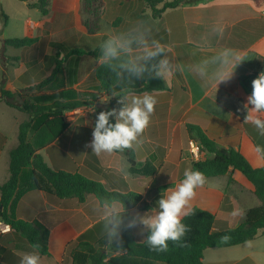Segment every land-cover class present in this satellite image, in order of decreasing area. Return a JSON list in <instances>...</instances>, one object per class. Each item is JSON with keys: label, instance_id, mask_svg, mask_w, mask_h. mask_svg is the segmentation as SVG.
Here are the masks:
<instances>
[{"label": "crops", "instance_id": "crops-1", "mask_svg": "<svg viewBox=\"0 0 264 264\" xmlns=\"http://www.w3.org/2000/svg\"><path fill=\"white\" fill-rule=\"evenodd\" d=\"M28 1L18 0L23 5L20 6L19 15L24 18L23 30L26 37L37 38L38 43L33 47L18 49L21 50L19 56L8 55L20 57L21 60L16 64L18 67L15 85L9 83L6 72L5 90L22 92L37 84L38 82L28 84L20 80V76L27 71L36 81L48 78L54 69L55 55L64 52L63 49L55 50V44L70 40L76 41L77 46L85 53L65 58L63 79H55L47 88L66 86L79 91L98 89L99 82L95 78V70L100 65V43L110 30L126 29L138 20L150 22L154 37L171 48L169 57L176 66L174 75L166 82L168 90L149 92L156 97L158 103L150 125L141 137L142 143L134 149L138 162L143 166L150 164L153 167V175L132 174L130 164L123 153L97 157L91 153L90 147H85L92 140L99 106L83 107L69 112L68 114L72 115L79 114L81 122L76 123L77 118L68 121L65 117L69 126L53 142L49 143L50 133L46 127L35 129L45 133V138L37 150L52 169L68 170L75 162L86 173L102 177L103 184L121 187L124 184L120 179H123L129 190L139 192L143 196L142 187L147 183L144 180L152 177L148 183L149 187L154 184L160 173L159 163L171 164V158L176 159L183 137L181 134L177 137V130L187 123L200 126L221 148L239 150L254 167L264 166V156L255 151L257 142L264 146V136H261L252 124L244 122L247 113L243 105L250 94L245 91L240 81L242 76L256 74L258 77V74L264 71V0L261 6L256 4L259 0H211L195 6L168 9L159 17H154L150 9L144 8L142 1H125V4H120L121 10L116 19L104 12L108 3L103 0L104 5L100 9V31L95 35L89 34L84 25V20L90 19L82 12L84 0H52L47 15L30 7ZM136 5L142 6L139 12H136L137 8H133ZM10 18L9 16V23ZM217 23L226 26L223 38L212 34V29ZM204 37L210 40L207 47L201 46ZM222 48L237 50L244 61L236 68L233 78L227 83H221L216 92L214 86L205 87L190 71V66L214 55ZM27 50L30 55L24 57L22 53ZM7 107L16 129L13 132H17L20 125L29 120V115L8 105ZM3 128H0V173L2 168L5 173L0 186L9 179L10 171L9 174L6 171L10 167V154L18 145L8 146L10 136ZM17 142L19 143V140ZM174 169L175 166L172 169V178L175 176ZM195 197L196 201L191 202L192 207L198 205L216 214L217 229L237 227L248 209L260 205L253 185L238 171H230L222 177L207 178L205 186L196 190ZM143 198L146 199V194ZM225 198H228V201L223 205ZM118 206L122 212V206ZM133 210H130L131 214ZM104 211L105 205H101L94 195H88L84 202H80L76 198L62 199L45 191L29 192L19 202L17 217L39 222L48 229L49 254L41 255L27 240L0 221L3 229V232H0V260L3 253L9 249L11 253L16 254L18 262L23 253L37 251L42 264H72L73 254L79 250L82 241L97 245L104 237ZM216 249L218 248L204 251L205 264H264L262 233L251 242L224 248L225 251ZM113 253V256H117L124 252Z\"/></svg>", "mask_w": 264, "mask_h": 264}, {"label": "trees", "instance_id": "trees-1", "mask_svg": "<svg viewBox=\"0 0 264 264\" xmlns=\"http://www.w3.org/2000/svg\"><path fill=\"white\" fill-rule=\"evenodd\" d=\"M28 1V0H24ZM52 0H37L29 2V6L40 10L44 15L49 13ZM133 1V0H124ZM145 3L152 11L154 17H159L168 9L180 6H195L211 0H139ZM101 0H84L82 12L90 19L84 20V25L89 34L95 35L100 31L101 14L99 6ZM262 5V0L257 1ZM0 36L9 24V16L0 1ZM105 39V38H104ZM38 43L37 38H9L4 40L0 51V63L4 70V78L0 87V102L25 112L29 120L19 127V144L10 154V176L0 186V221L10 226L11 230L27 240L32 246L39 244L36 249L41 255H48L50 246L49 231L41 223L27 221L17 217V208L20 200L29 192L45 191L59 198H76L84 202L88 195H94L101 205L106 202L118 203L122 206L124 216L122 227L123 248L107 244L106 235L97 245L82 241L79 250L73 254L72 264H205L204 251L209 248H228L242 245L256 239L259 233L264 234V166L254 167L250 161L234 148L223 149L218 142L207 135L198 125H187L189 132L200 144L201 153L208 157L192 164V170L203 172L206 178L222 177L230 171L240 172L254 187V193L260 200V205L248 209L243 221L235 228H218L217 215L200 207H192L193 214L184 217L183 223L191 229L181 244L169 242L168 250L158 252L150 250L146 243L148 230L140 232L136 227L126 229L127 223L135 216L130 210L137 209L141 212H150L156 208V202L165 196L159 194L152 202L146 201L142 194L131 191L123 179L121 187H112L103 184L102 177L93 176L79 167L75 162L68 170L61 168L52 169L38 152L29 139L32 128L46 127L50 133L49 143L60 137L68 128L65 114L83 107H97L100 111L119 108L118 97H113V91H118L119 82L115 75L105 67L99 65L95 70V78L99 82L98 89L79 91L73 88L56 87L48 89V84L55 79L64 77L65 58L72 55H82L85 52L79 48H68L62 43H56L55 50L63 49V53L55 55L52 74L43 81H36L29 71L20 76L23 83L34 84L23 93H14L4 89L6 71L13 62H19L20 57L6 55L7 46L15 49H26ZM257 75L242 76L241 84L248 94H251V82ZM136 93L164 91L168 86L163 79L151 78L147 82L137 81L134 85ZM32 90L31 94L27 93ZM106 98L104 104L102 100ZM114 123V118H111ZM257 145L262 146L257 142ZM126 156L132 174L153 175L150 164L144 166L137 161L134 150L123 152ZM142 167V168H141ZM105 176V175H104ZM108 178V175L106 176ZM168 187L164 186L163 191ZM121 189V190H119ZM228 201L225 198L224 204ZM227 239H224V238ZM123 251L121 255L113 256L111 252ZM2 264V263H0Z\"/></svg>", "mask_w": 264, "mask_h": 264}, {"label": "clouds", "instance_id": "clouds-1", "mask_svg": "<svg viewBox=\"0 0 264 264\" xmlns=\"http://www.w3.org/2000/svg\"><path fill=\"white\" fill-rule=\"evenodd\" d=\"M225 30L224 24L217 23L212 34L223 38ZM209 42L204 37L201 46L207 47ZM170 52V47L154 37L150 22L146 20L131 23L123 30L108 32L99 45L98 63L112 72L119 85H122L112 93L113 97H118V104L121 106L98 113L92 140L85 145L92 149L91 153L97 157L123 153L134 150L142 143L141 137L150 125L158 101L147 91L137 94L133 85L137 81L146 83L151 78L167 82L176 71V66L169 57ZM243 61L237 50L222 48L214 55L191 65L190 71L205 87L214 86L217 92L221 83H227L233 78L236 68ZM251 87V94L246 97L243 105L247 113L244 122L252 124L264 136V71L252 80ZM111 118H114V123ZM255 151L264 156V146H255ZM206 182L203 172L186 169L180 183L174 189H167V196H161L157 201L158 210L151 215L137 213L127 223L126 229L143 225L149 232L146 243L153 251H167L169 242L184 246L182 241L191 229L183 223V219L193 214L191 201L196 196V190ZM123 226L124 216L118 204L106 202L103 230L109 246L123 248ZM33 247L39 249L40 245ZM20 264H42L41 256L37 251L23 253Z\"/></svg>", "mask_w": 264, "mask_h": 264}, {"label": "rangeland", "instance_id": "rangeland-1", "mask_svg": "<svg viewBox=\"0 0 264 264\" xmlns=\"http://www.w3.org/2000/svg\"><path fill=\"white\" fill-rule=\"evenodd\" d=\"M0 1L3 4L4 10L5 11L7 10L6 13L8 14V16L11 17L9 26L4 28V30L2 31V35L0 36V51H1V48L3 46L2 38H4V39L24 38V37H26V34H25L26 32H25V30H23L25 27L24 18H23V16L19 15L20 14V6H23V5L21 3H19L18 0H0ZM101 1H102V5L100 4L99 9H101L103 7L104 1L106 2V4L108 3L104 12L108 13L110 15V17L113 19L117 18L118 13L121 10L120 4H122V3L125 4L127 2V1L125 2L124 0H104V1L101 0ZM127 3H129V2H127ZM141 5L144 8L149 9L145 3H142ZM141 5L133 6L134 9L137 8L136 12L140 11V9L142 8ZM131 12H133V11H131ZM131 12L128 11V13H131ZM120 23H122V21H120ZM120 23H119V25H121ZM105 31H107L106 25H105ZM63 44L65 46H67L68 48L78 47L77 42L74 40L73 41H71V40L67 41ZM5 48H6V50H5L6 55H18V56L20 55L21 50H18V49H15L13 47H9V46H7ZM22 55L24 57L29 56L30 51H28V50L23 51ZM17 63H19V62L11 63V66H10L11 68L9 67L10 69L8 68L6 71V72H8L9 83L10 84L13 83L14 85H15L14 79H15V75H16V71H17V67H18V65H16ZM3 78H4V70H3L2 65L0 63V87H1V84L3 81ZM6 79H7V75H6ZM4 86H5V84H4ZM23 92H24V90H22L21 93H23ZM31 92H32V90H30L27 94L30 95ZM18 93H20V92H18ZM102 102L105 104L107 102V100L104 98L102 100ZM8 110H10V109H8L7 105L4 102H1V104H0V128L4 127L3 129H5V131L10 136L8 146L15 147L17 144H19L17 142L19 140L18 139V136H19L18 131L19 130L17 132H13L15 129V127H13L14 122H13V118L8 113L9 112ZM68 113H66V116H65L66 120L70 121L73 118H77L76 123L81 122L80 120H82V119H79V114L78 115H75V114L72 115V114H68ZM187 125H188V123L186 125H182L181 129L177 130V137H179L180 134L183 135V137H182L181 148H180V151H178V153H177L176 159L173 160L174 158H171V162H172L171 164L159 163L160 173H159L158 177L156 178L154 184L151 187H149L148 183H149V181L152 180V177L144 180L147 183L144 187H142V193L146 194V199H145L146 201L152 202L159 194H162V193H164V195H166L168 193L167 189H174L176 187V185L180 183V181L183 179V174H184V171L186 169H191L192 164L194 162L207 158V155L203 154V153H200V156L198 158L194 157L190 153V151H189L190 141L196 140V139L189 132ZM15 131H16V129H15ZM44 138H45V133L43 131H37L35 129H32V131L30 133V141L34 144L36 149L39 148V145L41 142H43ZM177 139H179V138H177ZM172 154L174 155V151L172 152ZM173 166H175V169H174L175 176L172 178L171 173H172ZM6 172L9 174V170H7ZM4 173H5V169L2 168L1 173H0V181L3 178ZM164 186H167L168 188L163 191ZM144 194H143V196H144ZM193 201H196V197L191 202H193ZM191 206H192V204H191ZM157 210L158 209H157V202H156V208L153 211L141 212V211H138L137 209H134L133 210V216H136L137 213H139L140 215H144V214L151 215ZM136 228L140 232H143V230H146V228H144L143 225H137ZM216 250L225 251L226 249L218 248ZM11 252L12 251L7 249L6 252L3 253L0 262H3L5 264H19L20 262H18L16 254L11 253ZM0 254H2V252ZM111 254L113 255L114 253L111 252ZM10 256H13V257H10Z\"/></svg>", "mask_w": 264, "mask_h": 264}, {"label": "built area", "instance_id": "built-area-1", "mask_svg": "<svg viewBox=\"0 0 264 264\" xmlns=\"http://www.w3.org/2000/svg\"><path fill=\"white\" fill-rule=\"evenodd\" d=\"M189 151L194 157L198 158L200 156V153H201L200 144L197 141H195V140L190 141V149H189ZM1 227L2 226L0 225V232H3V229Z\"/></svg>", "mask_w": 264, "mask_h": 264}, {"label": "water", "instance_id": "water-1", "mask_svg": "<svg viewBox=\"0 0 264 264\" xmlns=\"http://www.w3.org/2000/svg\"><path fill=\"white\" fill-rule=\"evenodd\" d=\"M4 40H5V39H4V38H2V42H3V44H4Z\"/></svg>", "mask_w": 264, "mask_h": 264}]
</instances>
